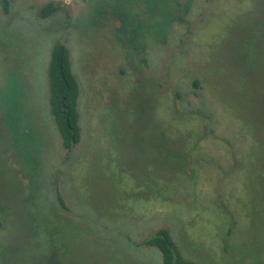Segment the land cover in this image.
Returning <instances> with one entry per match:
<instances>
[{"label": "rangeland", "instance_id": "obj_1", "mask_svg": "<svg viewBox=\"0 0 264 264\" xmlns=\"http://www.w3.org/2000/svg\"><path fill=\"white\" fill-rule=\"evenodd\" d=\"M8 1L0 264H162L143 243L160 229L196 264H264V0ZM57 42L79 86L70 150Z\"/></svg>", "mask_w": 264, "mask_h": 264}, {"label": "trees", "instance_id": "obj_2", "mask_svg": "<svg viewBox=\"0 0 264 264\" xmlns=\"http://www.w3.org/2000/svg\"><path fill=\"white\" fill-rule=\"evenodd\" d=\"M8 3V0H3L5 11L8 10ZM53 10L49 4L41 8L39 13L45 17ZM47 73L49 111L56 125L62 147L70 150L80 140L77 110L79 86L72 73L69 50L61 42L55 43L52 47ZM22 201L23 199L20 201L21 205ZM8 208L9 206L6 207ZM143 243L159 250L162 264H196L179 253L167 229H160Z\"/></svg>", "mask_w": 264, "mask_h": 264}]
</instances>
